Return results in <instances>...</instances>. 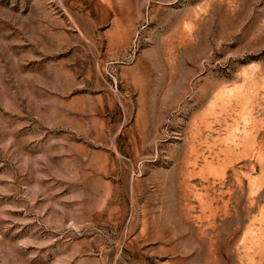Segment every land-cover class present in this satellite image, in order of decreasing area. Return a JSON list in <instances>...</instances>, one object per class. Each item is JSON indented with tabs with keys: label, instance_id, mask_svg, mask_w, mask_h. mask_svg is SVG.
<instances>
[{
	"label": "rangeland",
	"instance_id": "rangeland-1",
	"mask_svg": "<svg viewBox=\"0 0 264 264\" xmlns=\"http://www.w3.org/2000/svg\"><path fill=\"white\" fill-rule=\"evenodd\" d=\"M0 264H264V0H0Z\"/></svg>",
	"mask_w": 264,
	"mask_h": 264
}]
</instances>
